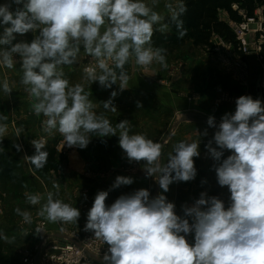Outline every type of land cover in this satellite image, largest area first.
I'll use <instances>...</instances> for the list:
<instances>
[{
  "label": "clouds",
  "instance_id": "9594fccd",
  "mask_svg": "<svg viewBox=\"0 0 264 264\" xmlns=\"http://www.w3.org/2000/svg\"><path fill=\"white\" fill-rule=\"evenodd\" d=\"M15 6V7H13ZM158 0H7L0 4V67L13 69L19 56L20 84L31 101V110L43 116L42 130L49 136L59 133L64 145L84 149L93 136H118L119 147L131 164H143L146 177L153 178L161 193L151 197L148 189L120 195L106 204L108 191H98L88 211L85 231L107 244L104 264H264V102L251 95L235 101L234 113H225L217 125L214 116L207 125L216 128L205 148L216 162L213 165L219 186L227 187L230 204L217 196L201 192L185 217L175 212V204L164 193L174 182L196 177L194 158L200 156V141L181 140L172 146L166 161L162 145L142 133L130 134L129 120L115 126L106 112H116L112 99L102 102L103 112L91 99V92L80 83L71 84L64 67L77 63L81 52L90 57L83 69L84 80L102 88L118 85L121 91L130 85L126 65L147 70L153 63L167 68V49L153 47L155 31L169 28L166 18L155 10ZM168 21L179 30L183 4H166ZM34 34L31 42H15L17 35ZM185 33L179 32L182 38ZM2 90L12 92L5 78ZM116 91L111 93L112 97ZM137 107H142L140 104ZM7 116H0L6 121ZM8 129L0 123V141ZM199 135V134H198ZM207 135V130L203 133ZM213 142L216 147H213ZM35 153L24 158L35 169H43L48 160L46 138L32 140ZM17 151L21 145H13ZM231 155L222 159L224 151ZM133 177L118 175L112 188L131 185ZM57 190L26 194L27 202L39 206L37 215L48 223H76L80 210L54 198ZM22 223L31 225L33 216L16 207ZM42 232L41 228L36 229ZM194 232V244L186 236ZM0 238L14 241L3 234Z\"/></svg>",
  "mask_w": 264,
  "mask_h": 264
},
{
  "label": "crops",
  "instance_id": "0c3cea01",
  "mask_svg": "<svg viewBox=\"0 0 264 264\" xmlns=\"http://www.w3.org/2000/svg\"><path fill=\"white\" fill-rule=\"evenodd\" d=\"M178 4L180 3L176 0L175 6ZM165 10L166 13H164V15L167 13L170 14L168 8ZM158 12L160 13V11ZM255 15L257 20L264 22V7L258 8ZM250 27L253 30L256 29L255 24H251ZM219 38L220 37L214 38L213 48L220 43ZM252 38L253 37H251L250 40ZM258 38L259 35L257 34L254 39ZM188 46L192 47V44L190 43ZM213 48L205 51L198 50L200 52H205L207 56V58L204 60L205 63H201L198 68V64L195 66V68L193 66L195 61H183L186 64L185 72L181 77L173 79L172 84L174 87L177 86L181 91H183V89H181L182 84L185 82H190L193 84L192 89H197L198 85L195 83L196 77L203 75L201 73H203L204 69H206V71L209 70L211 73L219 72L223 74V76L220 78L225 81V85L222 90L225 92V96L227 95L229 97H234L235 95H244L246 92H244L242 86H244L243 81L245 80L242 81V79H246V77L240 79L238 75L232 72L229 67V65H232L231 63H235V65L240 63L243 67L245 64V67L247 66L248 70L251 72L249 73L247 80L250 81L249 85L252 86V97L254 99L260 98L262 100L263 96L260 94L261 92L259 90V82L263 71L262 62L253 55L239 56L237 54H231V59H225L226 61L223 63L221 61L220 55L218 57H215L214 55H210L208 57L206 52H214L212 50ZM195 50L197 51V49ZM227 50L229 52L231 51L229 48ZM227 61L230 63H226ZM225 65L227 67H225ZM160 67L161 66L159 64H153L149 66L147 70L136 67V70L130 75L131 85L123 93H129V95H136L140 97L155 95L158 101V106L164 107V104L167 101V103H172V105H180L181 103L182 107L185 108L186 106L187 109L189 108V110H191L192 106L194 107L196 104L193 103L195 102L194 96L196 95L190 97V100H188L187 94H183L182 92L178 94L173 90H166L164 86L160 87V83L156 82V80L160 81V77H163L167 70L161 67L163 69L162 70ZM14 71L15 67L13 69L0 67V85H2L3 80L7 78L10 87H12L13 90V92L7 97L4 94L2 87H0V102L3 106V116H7V120L0 121V123H6L8 125L6 134L9 133L8 136L5 134L3 140L0 141V157L5 150L11 152V156L19 161V163L22 165L24 174L26 176V181L23 185L20 183L22 185V189L17 190L12 188V184H16L17 182L9 181L6 185L3 183L0 185V202L3 203L5 201L3 197L4 194L6 195V199L8 198V195L11 196L12 201H10L7 206H5L2 213L0 212V234H3L10 239L13 237L15 238L12 243H8L4 239L0 238V256L13 261L15 264H23L21 259L18 258L19 253L17 252L21 246H25V249L29 251L41 247L40 239L35 234L30 232V228H23L20 226L21 218L14 212L16 207H20L22 210L29 211L32 215H37V209L39 206L30 205L26 200V194H43L48 191H52L54 194H56L57 190L53 187V184L58 183L59 192L57 195H54V198L60 199L63 202L78 208L81 215L77 224L48 223L46 221L48 223V233L52 236H55L57 239H61L63 235L76 233L83 235L93 233L91 231L84 230L88 211L91 208L95 195L98 191L104 190L109 192L106 204L111 205L116 200L117 188L113 189L112 185L114 183V177H117L119 174H121V172L118 169H114L112 163L116 160H122L124 158V153L119 147V138H114V136L104 138L93 136L86 148H78L75 151H71L69 156L67 155L69 162L68 169L70 170L69 172L65 174H63L62 171L56 173L51 171L47 174L34 172L31 168L30 162L24 158L25 156H32L35 153V148L31 141L39 140L41 137H45L47 139V143L50 142L51 145H54V147H56L60 141L54 142L53 135L49 136L43 132L42 123L40 121L42 120L43 116L37 117L31 110V104L29 105V103H26L27 93L24 91V87L20 84V88H18V84L15 85L12 80V73H14ZM17 82L20 83V79ZM153 85H155L158 90L160 88L161 92L159 93V91H155ZM129 89H131L132 92H130ZM186 90H189V87L186 88ZM185 92L188 93V91ZM11 133L12 138L9 136ZM22 134L26 135V137H24ZM188 135L189 136L186 138L178 137L174 144L181 140L188 142L196 141L197 137H193V134ZM212 138L213 137L207 138L202 143H200V156L194 158L195 167L197 169L195 178L202 176L205 178L206 185L204 186L203 190L208 194L214 192H224V187L221 186L220 191L217 190V186L219 184L217 182L213 165L217 164L218 162L214 161L207 154V149L205 148V145L210 140H212ZM6 143L12 145L9 150L5 147ZM15 143L21 145L20 151H17L13 146ZM26 143H28L27 146H30L28 153L23 152V146H25ZM215 146L216 145L213 142V147ZM167 156L168 153L166 152V159ZM227 156H229V154L223 155L222 159L227 158ZM50 175H52V177H50ZM138 175V179H135L137 178L136 176L133 177L134 182L130 186L123 187L124 190L120 195L133 193L134 191L141 189L142 184H144L143 189L149 190L151 197H155L161 193L159 184L155 182L153 185V182H151L150 179L145 176L143 170L140 171ZM191 182L192 180L188 182H174L169 187L168 193L170 194V199L168 201L175 204L176 214L180 215L182 209L185 207L183 202L187 201V195L190 196L189 194L195 192L197 189V187L193 186ZM6 190L8 193H6ZM223 201L225 203V207H227V202H225V200ZM94 261L95 264H104L103 259H95Z\"/></svg>",
  "mask_w": 264,
  "mask_h": 264
},
{
  "label": "rangeland",
  "instance_id": "374dc122",
  "mask_svg": "<svg viewBox=\"0 0 264 264\" xmlns=\"http://www.w3.org/2000/svg\"><path fill=\"white\" fill-rule=\"evenodd\" d=\"M5 2H7V0H0V4H3ZM146 2L151 4V0H146ZM166 4H172L173 8H176L175 6L176 0H158V6L155 8V10L160 11V13L165 17L170 15L169 13L164 15V13H166L165 12ZM2 32H3V28L0 27V33ZM33 38H34V34L32 32H29L24 35H17L14 43L20 42V41L31 42ZM229 50L231 51L229 52L226 47V49H221L216 53L214 52H209V53L206 52V53L208 54V57L210 55H214L215 57H218L220 55L221 61L224 63L226 60L228 59L230 60L232 55L236 54L233 48L229 47ZM237 55L242 56L239 53ZM205 58H207L205 52H200L198 50L196 51L194 48L189 47L187 44L184 47L180 48L178 51L166 56L167 63H169L168 68H166L167 69L166 73H164L165 74L164 76L162 74L163 77H160V81L156 80V82L160 83L159 84L160 87L164 86L166 90H173L174 92H177L178 94L181 92L183 94H187L188 100H190V97L196 95L194 96L195 102H193L196 104L194 107L192 106L191 110H189V108L187 109L186 106L185 108L182 107L181 103L180 105H172V103H167V101L165 102L164 107L158 106L157 104L158 101L155 95L154 96L147 95L143 97L136 96V95L132 96V95H129V93H123L127 89L121 91L118 85H113L111 88H102L98 84V82H94L92 85H90L83 78L84 77L83 69L88 65L91 58L86 57L83 54V52H81V55L78 57L77 63L71 66L64 67V72H65L66 78L69 79L71 84L80 83L84 86L86 91L91 92L90 99L94 103L96 102L95 104H97L98 112L104 111L102 104H101L102 102L112 99L113 105L116 107L117 111L116 112H106L105 114L107 118L111 121L113 126H115V124L120 122L121 120H125V119L129 120V125H130V130H131L130 134L142 133L146 135L148 138L152 139L153 141L160 143L162 145V153H163L162 160L166 161V157H165L166 152L169 153L172 150V146L178 137L186 138L187 136H189L188 134L190 135L193 134V137L194 136L197 137L198 141L202 143L205 139L213 137L214 132L217 130L207 125V118L209 116H214L216 124L218 125L220 123L221 117L225 113L235 112L236 107H232V106H236L235 101L241 95H235L234 97H229L227 95L225 96V92L222 91L225 85V81H223L220 78L221 76H223V74L219 72L211 73L209 70L206 71V69H204V72L201 73L203 75L196 77L195 83L198 85V87L197 89H194V90L192 89L193 84H191L190 82H185L182 84L181 89H183V91H181L180 88L177 86L174 87V85L172 84L173 79L181 77L182 74L185 72L186 64L184 62L195 61L193 66L195 68V66L198 64L197 65V68H198L201 63H205L204 61ZM14 59L17 61V64H15L14 66L15 71L14 73H12V76H13L12 80L14 84L15 85L18 84L17 87L19 86L18 88H20V83L17 82L22 76V69L19 63L20 58L17 55L14 57ZM261 62L263 64L262 65L263 71H262L261 79L259 82V86H260L259 90L261 92L260 94L263 96V99L261 101L264 102V60H261ZM226 63H230V62L227 61ZM153 64L156 65V63H153ZM231 64H232L231 66L229 65L231 71L237 74L240 79L246 77V79H242V81L245 80L243 81L244 86H242L244 92H246L244 93V95L252 96V93H251L252 86L249 85L250 81L247 80V77L249 76V73L251 72L248 70L247 66L245 67L244 63H243L244 67L242 65L241 67H239L237 64L235 65V63H231ZM125 67L129 75H131L132 72L136 70V66L134 62H130ZM225 67L227 66L225 65ZM130 85H131V81H130ZM153 87L155 91H159V93L161 92L160 88L158 90L155 85H153ZM188 87H189V90H186V88ZM129 90L130 92H132L131 89ZM113 91L117 92V95L115 97L111 96V93ZM185 91H188V93ZM26 99H27L26 103H29L30 105L31 101L28 95ZM168 101H171V100H168ZM100 104H101V107H100ZM138 104H140L142 107H137ZM42 120H40L41 123H42ZM205 130H207V135H203ZM8 134L9 133H7L6 136H8ZM9 136H11L12 138V133ZM23 136L26 137V135H23ZM53 136H54L53 138L54 142H57V141L61 142L63 139V137L58 132L55 133V135L53 134ZM114 138H118V136H114ZM27 144L28 143H26L25 146H23V152H26V153H28L30 150L29 149L30 146H27ZM48 144L51 145L50 142ZM52 146H53L51 147L52 150H55L56 155H57V158H56L57 160L54 162V164L57 163L58 168H59L58 171L53 170L52 172L56 173V172L62 171L63 174L69 172L70 170L68 169L69 162H68L67 155L69 156V153L73 150L74 151L77 150L78 147H74V149L71 151L60 152L57 150L56 148L57 146L56 147H54V145ZM225 154L231 155L232 153L229 150H225L224 155ZM112 164H113L114 169H118L121 172V174L119 175L131 176V177L136 176L137 178L135 179H138L139 172L143 170L141 168H143L144 162L143 161L139 163L133 162L130 164L127 161V159L124 157L122 160H116ZM50 177H52V175H50ZM115 178L116 177H114V181H115ZM148 178L150 179L151 182H153V185H154L156 181L151 177H148ZM1 184L2 182L0 183V185ZM191 184L197 187V189L195 192L189 194L190 196L187 195V201L183 202L185 206H188V205L191 206L194 203V201L199 198L200 193L204 192L203 188L206 185V180L203 176L197 177L192 180ZM21 186L22 185L18 182L16 184H12V188L14 190L22 189ZM125 186H130V185H122L119 188H117L116 199L120 196L121 192L124 190L123 187ZM142 188H144V184H142ZM217 188H218L217 190L220 191L219 185L217 186ZM6 193H8L7 190H6ZM165 196L167 197L168 200L170 199L169 198L170 194L168 192L165 193ZM208 196H217L220 199L225 200V202H227V207L230 204V192L226 186L224 187V192L209 193ZM3 197L5 201L3 203L0 202V212L1 213L4 210L5 206H7L11 201V196L8 195V198L6 199V195L4 194ZM177 215L180 216L181 218H188L191 223V218L185 217L184 215V208L182 209V212L180 213V215L179 214ZM32 216L38 217V215H32ZM21 221H22V218H21ZM186 239L188 240L190 244H194V232L188 234L186 236ZM40 248H35L29 251L25 249V246H21V248L17 250V252L19 253L18 258L21 259V262L23 264H32V263L35 264V260L37 259V254Z\"/></svg>",
  "mask_w": 264,
  "mask_h": 264
},
{
  "label": "trees",
  "instance_id": "16d2710c",
  "mask_svg": "<svg viewBox=\"0 0 264 264\" xmlns=\"http://www.w3.org/2000/svg\"><path fill=\"white\" fill-rule=\"evenodd\" d=\"M186 7V11L180 16L183 22L178 30L176 25L167 20L169 28L164 31H155L152 37L154 47L167 49V55H170L187 44L197 50H209L213 48V40L216 37L224 39L232 46L237 45L235 35L233 34L228 21L241 23L244 19L256 18L258 8L264 7V0H177ZM225 15V17H224ZM185 34L179 37V32ZM243 56V54H240ZM0 116H3V106L0 102ZM12 145L6 143V149ZM50 144H46L45 151L48 152V160L43 169L37 170L31 165L34 172L50 173L58 171L56 151L52 150ZM0 182L6 185L9 181L19 182L22 185L26 181L24 169L11 152L4 151L0 157ZM0 264H15L13 261L0 256Z\"/></svg>",
  "mask_w": 264,
  "mask_h": 264
},
{
  "label": "built area",
  "instance_id": "2783aa9c",
  "mask_svg": "<svg viewBox=\"0 0 264 264\" xmlns=\"http://www.w3.org/2000/svg\"><path fill=\"white\" fill-rule=\"evenodd\" d=\"M229 26L235 35L237 45H227L228 43L219 38V44L212 50L218 52L221 49L233 48L236 54L244 56H256L260 61L264 60V22L256 18L244 19L241 23L228 21ZM255 24L256 29H251L250 25ZM258 39H254L256 35ZM253 37L251 40L250 38ZM241 67L242 64H237ZM47 143V139H46ZM57 150L71 151L74 147L69 148L64 145L63 139L57 145ZM23 228H30V232L35 234L41 241V248L35 264H95V259H102L107 251L108 245L102 241L94 239V233L88 234H69L63 235L61 239H57L48 233V223L39 218L33 217L31 225L20 223ZM41 228L42 232H37V228ZM34 264V263H32Z\"/></svg>",
  "mask_w": 264,
  "mask_h": 264
},
{
  "label": "water",
  "instance_id": "95a60500",
  "mask_svg": "<svg viewBox=\"0 0 264 264\" xmlns=\"http://www.w3.org/2000/svg\"><path fill=\"white\" fill-rule=\"evenodd\" d=\"M1 28H3V26H0Z\"/></svg>",
  "mask_w": 264,
  "mask_h": 264
}]
</instances>
